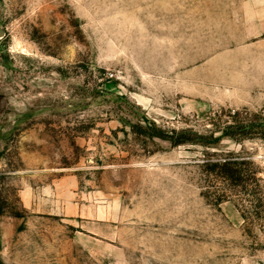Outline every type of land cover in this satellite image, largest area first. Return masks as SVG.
Instances as JSON below:
<instances>
[{"label":"rangeland","instance_id":"rangeland-1","mask_svg":"<svg viewBox=\"0 0 264 264\" xmlns=\"http://www.w3.org/2000/svg\"><path fill=\"white\" fill-rule=\"evenodd\" d=\"M229 152L264 190V0H0V264H264Z\"/></svg>","mask_w":264,"mask_h":264},{"label":"trees","instance_id":"trees-1","mask_svg":"<svg viewBox=\"0 0 264 264\" xmlns=\"http://www.w3.org/2000/svg\"><path fill=\"white\" fill-rule=\"evenodd\" d=\"M230 116L232 119H236V121L225 127L224 134L231 140L242 143L249 134L253 133L252 131L256 127L253 124L240 120L241 114L239 112L231 113ZM169 139L175 147L197 141L203 143V145L206 143V138L200 137L194 139L188 136L186 132H182L177 137H169ZM250 165H252L250 160L231 152L204 163V167L209 175L216 176L227 184H232L233 189H240V192H243L244 195L252 197L255 203L254 213L260 218L264 216V190L262 189L261 179H256V181L252 178L254 173L250 170ZM244 218L246 222L249 220L247 215H244Z\"/></svg>","mask_w":264,"mask_h":264}]
</instances>
